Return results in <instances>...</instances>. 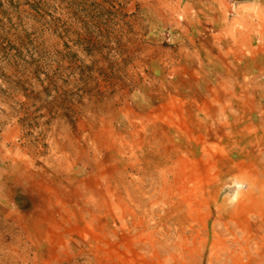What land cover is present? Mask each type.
Returning a JSON list of instances; mask_svg holds the SVG:
<instances>
[{
    "label": "rangeland",
    "instance_id": "obj_1",
    "mask_svg": "<svg viewBox=\"0 0 264 264\" xmlns=\"http://www.w3.org/2000/svg\"><path fill=\"white\" fill-rule=\"evenodd\" d=\"M0 264H264V0H0Z\"/></svg>",
    "mask_w": 264,
    "mask_h": 264
},
{
    "label": "clouds",
    "instance_id": "obj_2",
    "mask_svg": "<svg viewBox=\"0 0 264 264\" xmlns=\"http://www.w3.org/2000/svg\"><path fill=\"white\" fill-rule=\"evenodd\" d=\"M238 187H240V186L238 185Z\"/></svg>",
    "mask_w": 264,
    "mask_h": 264
}]
</instances>
